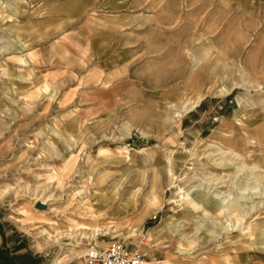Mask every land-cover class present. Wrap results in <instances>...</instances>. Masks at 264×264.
Here are the masks:
<instances>
[{
  "label": "rangeland",
  "instance_id": "rangeland-1",
  "mask_svg": "<svg viewBox=\"0 0 264 264\" xmlns=\"http://www.w3.org/2000/svg\"><path fill=\"white\" fill-rule=\"evenodd\" d=\"M1 239L264 264V0H0Z\"/></svg>",
  "mask_w": 264,
  "mask_h": 264
},
{
  "label": "built area",
  "instance_id": "built-area-1",
  "mask_svg": "<svg viewBox=\"0 0 264 264\" xmlns=\"http://www.w3.org/2000/svg\"><path fill=\"white\" fill-rule=\"evenodd\" d=\"M81 264H147V253L123 243L106 247H89L81 256Z\"/></svg>",
  "mask_w": 264,
  "mask_h": 264
},
{
  "label": "bare ground",
  "instance_id": "bare-ground-1",
  "mask_svg": "<svg viewBox=\"0 0 264 264\" xmlns=\"http://www.w3.org/2000/svg\"><path fill=\"white\" fill-rule=\"evenodd\" d=\"M204 98V96L203 95H200L199 93H197L196 94V98H195V104L192 106V108H195V106L200 102V101H202V99ZM188 106V102H186L185 104H184V108H186ZM223 154H226V152H223ZM116 188L117 187H115L114 189H113V196L115 197V195H116ZM248 188V187H247ZM250 189V188H249ZM196 192V189H193V190H190L188 193L189 194H192V195H194V196H196V194H198V193H195ZM242 193H245L244 191H242ZM247 193H248V191H247ZM241 195V194H240ZM133 199V198H132ZM202 199V198H201ZM213 201H212V200ZM192 200V199H191ZM203 201H205V202H210V203H212V206H213V208L214 209H218V212L220 213V214H222V212L223 211H226L227 209H228V204L231 202H235L234 201V199H233V197H231L229 194L228 195H224V194H215V195H211L210 196V198H206V200H200V201H198L197 203H196V205L197 206H200L202 203H203ZM44 203L45 202H41L40 203V205H44ZM157 204V198L154 196V195H152L151 194V196L148 198V200H147V203H146V205H145V207H144V211L146 212L147 210H149V208L150 207H152V206H154V205H156ZM156 208V207H155ZM121 209L122 210H124L125 209V206H124V204L121 206ZM95 219H97V217L96 218H94V220ZM96 221V220H95ZM167 225H169V223H170V221L168 220L167 222ZM80 228H84V227H86V228H88V226H84L83 224H79L78 225ZM239 226H241V222H237L236 223V225H233V227H235V228H238ZM94 231H95V233H98V232H100V230L97 228V226H95L94 225ZM227 229V228H226ZM229 230H230V228H229ZM49 238V237H48ZM49 240V239H48ZM185 250H184V248H180L179 249V252L180 253H183ZM80 259V258H79ZM148 264V263H147Z\"/></svg>",
  "mask_w": 264,
  "mask_h": 264
},
{
  "label": "crops",
  "instance_id": "crops-1",
  "mask_svg": "<svg viewBox=\"0 0 264 264\" xmlns=\"http://www.w3.org/2000/svg\"><path fill=\"white\" fill-rule=\"evenodd\" d=\"M2 243H3V241H2V239H1V244H0V246L2 245ZM8 244H9V243H7V242L5 243V248H7V249L9 248V247H8ZM0 248H1V250H2L4 247H3V248L0 247ZM13 249H14V248H13ZM13 249H12V248H9V250H10L11 252L13 251ZM11 252L9 253V256H13V255L16 256L20 251H14L13 253H11ZM0 254H1V253H0ZM4 257H7V256H6V255H3V257H2V256L0 255V264H5V258H4ZM15 261H16V259H14V262H15Z\"/></svg>",
  "mask_w": 264,
  "mask_h": 264
},
{
  "label": "trees",
  "instance_id": "trees-1",
  "mask_svg": "<svg viewBox=\"0 0 264 264\" xmlns=\"http://www.w3.org/2000/svg\"><path fill=\"white\" fill-rule=\"evenodd\" d=\"M7 256V255H6ZM5 258V264H13L14 262V258H9L8 256L7 257H4ZM22 259V258H26V255H21V256H17L16 259ZM28 258L31 259L32 257L30 255H28Z\"/></svg>",
  "mask_w": 264,
  "mask_h": 264
}]
</instances>
